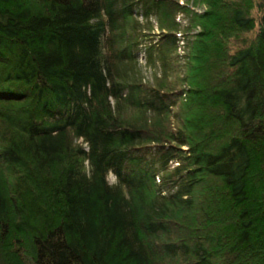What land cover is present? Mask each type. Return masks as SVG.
<instances>
[{
    "label": "trees",
    "instance_id": "obj_1",
    "mask_svg": "<svg viewBox=\"0 0 264 264\" xmlns=\"http://www.w3.org/2000/svg\"><path fill=\"white\" fill-rule=\"evenodd\" d=\"M192 1L0 0V264H264V0Z\"/></svg>",
    "mask_w": 264,
    "mask_h": 264
},
{
    "label": "rangeland",
    "instance_id": "obj_2",
    "mask_svg": "<svg viewBox=\"0 0 264 264\" xmlns=\"http://www.w3.org/2000/svg\"><path fill=\"white\" fill-rule=\"evenodd\" d=\"M179 3H187L188 6L193 9V10H197V11H202L205 9V5L201 2H197V3H194L192 0H178ZM137 18L140 20V21H143L145 22L146 20H144V18H142L141 15H138ZM149 22H151L152 26L151 28H147L144 26V30L146 32H149L150 36L153 37L152 39L155 40V38L158 36L157 34L160 32V28L157 26V22H156V19L154 17H150L149 19ZM176 20H178L180 22V25L181 27L183 28H186L187 26H189V16H187L185 13L183 12H178L176 13ZM197 30L196 27H189V29H185L181 32H176V36L179 37V41H178V46H177V50L176 52L179 53L181 56V54H183L186 50V48L184 47L185 45V42L187 40V38H191L193 37L192 35L194 34V32ZM148 39L145 38L142 40V48L139 52V56H138V66H139V76L142 78L143 81H146L150 84H153L154 83V77L155 76H160L162 75L161 73V69H160V66L158 64L156 65H148L146 62H145V57H144V53H145V45L146 42ZM183 57H179L178 58V63H180L179 65V68L177 70L173 69V72H167L168 73V77L167 79H174V83L176 84L175 87L176 89L179 88V87H184L185 84L183 83H179L178 80L176 79L175 80V76L176 75H182L183 73ZM172 118V117H171ZM174 121V119H173ZM173 125H176L174 122H173ZM77 142L85 145V143L82 141L81 138L77 139ZM183 148H186V146H183ZM177 162H172L170 163V167L175 165ZM161 177V176H160ZM108 179L110 181H114L115 179V176L112 172H109L108 174ZM157 181H159V177L157 176L156 178Z\"/></svg>",
    "mask_w": 264,
    "mask_h": 264
}]
</instances>
